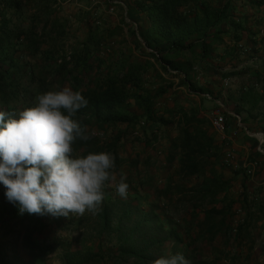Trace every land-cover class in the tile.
<instances>
[{
    "label": "trees",
    "instance_id": "16d2710c",
    "mask_svg": "<svg viewBox=\"0 0 264 264\" xmlns=\"http://www.w3.org/2000/svg\"><path fill=\"white\" fill-rule=\"evenodd\" d=\"M79 1L88 7L92 4V0ZM104 2L112 5L113 0ZM117 2L125 6L129 26L137 25L140 29L133 34L143 38L141 41L136 37L138 47L147 54L145 60L123 51L102 56L107 46L106 36L99 26L93 29L91 21L97 7L78 8V16L87 20L88 34L69 55L66 52L60 57L57 39L64 31L58 30L60 23L50 16L51 5L46 0H0V110L20 111L31 106L37 94L50 90L49 81L82 91L89 103L78 111L77 118L87 126L89 134L95 135L88 141H78L75 147L81 154L114 153L116 172L119 175L122 170L129 184L127 199L118 197L115 191L108 193L98 213L97 238L82 240V249H67L66 264H153L161 256L176 254H183L191 264H197L195 261L203 254L198 246L200 242L211 246L212 264L223 260L228 264H256L252 228L264 220V201L249 192V169L234 170L227 176L223 146L210 130L211 120L200 112L203 101L200 105L186 106L170 86L159 84L153 92L147 84L151 82L150 69L155 77L164 80L160 66L165 73L176 71L182 75L181 83L193 94H210L224 103L220 92L204 87L195 76L219 73L226 63L247 51V42H257V31L246 24V18L251 12L256 15V24L264 23V16L260 15L264 0ZM31 6L35 7V13L29 18L26 10ZM247 100L253 105L262 97L249 95ZM235 113L240 116L239 111ZM224 114L228 119V113ZM263 118L264 115L258 122ZM94 125L103 133L116 130L115 135L105 141L92 129ZM136 126L143 128L144 149L164 151L161 163L169 170V181L163 187L155 186V175L141 174V170L154 167L150 157L143 160L140 152L129 156L119 154L125 137L129 131L133 134ZM227 132H230L228 122ZM242 132L246 134L244 129ZM240 176V189L235 195L231 191ZM147 188H154L156 199L149 209L142 205L149 195H138L139 190ZM175 194L180 204L178 210L183 213L181 224L166 223L157 212L163 205H173ZM6 216L8 220H17L23 243L29 246L36 244L32 235L43 231L48 226L45 220L50 218V215H20L18 206L12 203L0 208V219ZM53 218L59 223L63 216ZM105 236H114L113 250L104 248ZM221 237L223 241L216 244Z\"/></svg>",
    "mask_w": 264,
    "mask_h": 264
},
{
    "label": "rangeland",
    "instance_id": "374dc122",
    "mask_svg": "<svg viewBox=\"0 0 264 264\" xmlns=\"http://www.w3.org/2000/svg\"><path fill=\"white\" fill-rule=\"evenodd\" d=\"M104 1L105 0H92V4H90L91 6L89 5L88 7V5L81 3L79 0H57V2L46 0V2L51 5L50 16L53 20L57 19L60 23L58 30L64 31L63 36L57 39V55L61 57V55H63L62 53L65 54L66 52L69 55L74 46L81 43L86 38V35L88 34L87 20L82 19V16H78L77 10L82 7L87 9L94 7L93 9H98L97 14H94L91 18L93 29L94 26H99L106 36L105 42L107 46L104 47L102 56L107 57L108 54L113 52L123 51L125 54L132 53L131 55H134L135 59L145 60L147 54L143 53L142 48L138 47L140 44L136 37L138 36L141 41L143 38L139 34L137 36L133 34L135 31L140 32V29H138L137 25L133 26V28L129 26L128 23L130 20L125 16V6H119L117 0H113L112 5H108ZM31 13H35L34 6H31L30 9L28 8L26 10V17L30 18ZM29 18L24 21L25 25H28ZM151 60L155 62L153 58H151ZM32 61L38 62L39 60L34 59ZM224 68L225 66H223L222 70H219V73H201L202 76L200 78L197 74L195 78L200 81L204 87H209L206 86L208 85V82H210L211 87H220L221 76L225 73L223 71ZM158 69L164 80L155 77L152 69H150L148 79H150L151 82L147 84V87L151 91H156L157 88H159V84H162L164 86H170L171 91L178 94L180 102L182 100L181 103L186 106L200 105L203 101V107L200 112L211 120L215 103L213 102L214 106H212L209 102L210 100H204L203 94L205 93L200 95L190 92L187 86L181 83L182 75L176 71H174L173 74H168L165 73L160 66H158ZM47 87L50 88V90L62 88L58 83L53 81L47 82ZM186 97L189 99H186ZM30 105H32V102ZM158 106L161 107V104ZM96 126L97 125H94L92 129L105 141H109L113 135H115L116 130H109L103 133V131ZM134 130L133 134L132 131H129L127 137H125L124 142L121 144L122 148L119 149V154L122 156H129L130 154L136 155L140 152L142 154L141 159L146 160L150 157L154 163V167L149 170H144L142 165L141 168L143 170H141V174L146 176L153 174L157 178V181H159V183L156 181L155 186H165L166 182L169 181V170L164 168L161 163V160L164 158V151L162 153H157L155 152V149L150 147L144 149V141L146 138L141 136L143 128L136 126ZM210 130L211 132H215L217 142L223 146V164L226 166L225 171H228L227 176H230V173L234 170L241 169L244 171V169H250V163L255 160L258 161V165L254 169V172L250 174L251 177L256 176L259 172L264 170V157L257 154L256 139L254 137L244 134L242 130H239L238 128L233 129L229 135L227 134V131L225 135L218 133L213 127ZM136 131H139V136L136 135ZM235 131H237L236 134H234ZM251 132L263 131L260 129H251ZM241 142L245 144V147L242 148L235 146L236 144L238 145V143L241 144ZM176 179L178 178H174V180ZM114 189V187L109 188L107 189V192H114ZM153 189L150 190V188H147V190H139L140 192H138V195L141 197H145L147 194L149 195L147 200L142 201V205L147 209L151 207L150 205L152 201L156 203V199L154 198L155 192ZM5 192L6 188L0 183V208L5 204H11L5 196ZM114 197L115 196H113V198ZM177 197L178 195L175 194V202L173 205L170 206V204H167L163 205L161 209H156L166 223L169 221L174 224L182 223L183 213L178 210L180 204L176 201ZM165 216L167 218H165ZM7 217L8 216L4 219H0V264H66L64 255L67 252V249L72 251L82 249V242L89 241V239L94 240V238H97V233L99 231L98 214L93 215L92 213L86 212L83 216L63 217L59 223L50 215V218L45 220L48 226L43 231L34 233L31 237L36 244L29 246L23 243V233L19 232L20 225L17 220H8L9 218ZM113 237L114 236L104 237V248L108 250H113L115 248ZM218 241L219 240L215 241L216 244ZM198 246L200 247V252L203 254H201L195 263L208 264V262L211 261L212 264V260H210L211 257H209L212 250L211 246L206 245L205 242L198 243ZM262 262L264 263V260H262Z\"/></svg>",
    "mask_w": 264,
    "mask_h": 264
},
{
    "label": "clouds",
    "instance_id": "9594fccd",
    "mask_svg": "<svg viewBox=\"0 0 264 264\" xmlns=\"http://www.w3.org/2000/svg\"><path fill=\"white\" fill-rule=\"evenodd\" d=\"M89 101L70 86L37 94L20 111L0 110V183L19 214L53 217L98 214L114 187L127 199L126 174L116 172L110 151L78 152L88 141L86 125L77 118ZM153 264H191L183 254L161 256Z\"/></svg>",
    "mask_w": 264,
    "mask_h": 264
},
{
    "label": "crops",
    "instance_id": "0c3cea01",
    "mask_svg": "<svg viewBox=\"0 0 264 264\" xmlns=\"http://www.w3.org/2000/svg\"><path fill=\"white\" fill-rule=\"evenodd\" d=\"M263 11L264 6L260 11L261 16H264ZM252 14L251 12L247 13L248 17L246 18V24L257 31V42L245 43L248 48L246 52L241 54L240 57L233 62L226 63L225 65L223 64L225 66L223 69L225 76H221L220 87H211L210 82L206 85L213 88L212 90L216 93H221V97L224 100L229 115L227 122L230 132L238 127L237 121L232 117L235 111H239L240 117L243 119L242 122L247 127L260 130L264 127V120H262L261 123L258 122L262 115H264V23L256 24V15ZM219 50L222 52L223 48ZM225 79L229 80V85H225ZM249 95H253L258 99L262 97V100H259V102L255 101L252 105L247 100ZM209 102L214 106L213 101ZM255 117L258 120H255ZM230 132H227V134L229 135ZM235 146L243 148L245 144L241 142V144L238 143V145L236 144ZM239 180L234 191H231V193H235V195L238 194L237 190L240 189V183L242 181L241 176ZM247 185L253 197L257 200L264 201V170L259 172L256 176L250 177ZM200 217H202V213ZM242 217L243 216H240L239 219H242ZM252 234L256 241L254 258L258 257L255 263L259 264L264 260V220L255 224L254 228H252ZM218 239H220V242L223 241V237ZM245 251H247V248L243 250L244 253ZM220 264H228V262L223 260ZM261 264L264 263L262 262Z\"/></svg>",
    "mask_w": 264,
    "mask_h": 264
},
{
    "label": "built area",
    "instance_id": "2783aa9c",
    "mask_svg": "<svg viewBox=\"0 0 264 264\" xmlns=\"http://www.w3.org/2000/svg\"><path fill=\"white\" fill-rule=\"evenodd\" d=\"M149 51H152L150 49H148ZM225 85H229V80L225 79L224 81ZM204 97L208 98L209 100H214L215 104L217 105L213 111H212V115H211V122H212V127L213 129L218 132L221 133L223 135H225L226 131H227V116L224 114V112H227L225 105L222 101L220 100H215L212 95L210 94H203ZM233 117L236 118L237 121V128L239 130L244 129L245 133L248 136L254 137L256 139V150L259 154L264 155V132H254L252 133L251 130H249L242 122V119L239 115L232 114ZM142 125H144V122H141ZM136 134L139 133V131L135 132ZM237 131L234 132V134H236ZM258 165V161L255 160L254 162L250 163V169L248 170V172L250 174H252L254 172V169L257 167Z\"/></svg>",
    "mask_w": 264,
    "mask_h": 264
}]
</instances>
